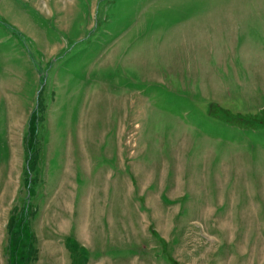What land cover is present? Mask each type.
Here are the masks:
<instances>
[{
    "label": "rangeland",
    "instance_id": "374dc122",
    "mask_svg": "<svg viewBox=\"0 0 264 264\" xmlns=\"http://www.w3.org/2000/svg\"><path fill=\"white\" fill-rule=\"evenodd\" d=\"M255 53L264 0H0V264L34 110L32 264H264Z\"/></svg>",
    "mask_w": 264,
    "mask_h": 264
},
{
    "label": "trees",
    "instance_id": "16d2710c",
    "mask_svg": "<svg viewBox=\"0 0 264 264\" xmlns=\"http://www.w3.org/2000/svg\"><path fill=\"white\" fill-rule=\"evenodd\" d=\"M37 112L31 114L28 122L27 133L24 140L25 147V173L24 185L27 191L26 197L20 205L12 207L7 221V242L5 245L6 264H32L38 258V247L36 246V235L32 229L31 220L35 209L31 207L30 196L33 177L30 175V161L36 154L38 143L36 123ZM67 246L70 251L86 252L84 246L79 245L72 237H67Z\"/></svg>",
    "mask_w": 264,
    "mask_h": 264
},
{
    "label": "crops",
    "instance_id": "0c3cea01",
    "mask_svg": "<svg viewBox=\"0 0 264 264\" xmlns=\"http://www.w3.org/2000/svg\"><path fill=\"white\" fill-rule=\"evenodd\" d=\"M246 30H244L242 32V35L245 33ZM236 37V36H235ZM257 55V53H255ZM244 58H246L248 61L244 62V65L245 67H248V68H251V70L253 72H255V74H259L262 70H263V67H264V55H262L261 53H259L257 55V59H255V56H251V55H246V56H243ZM251 57V59H250ZM208 77H215V73L214 72H208ZM261 101L264 102V89H263V94H262V97H261ZM260 107H263V105H261ZM33 219V223L31 222L32 224V229L34 231V216L32 217Z\"/></svg>",
    "mask_w": 264,
    "mask_h": 264
}]
</instances>
